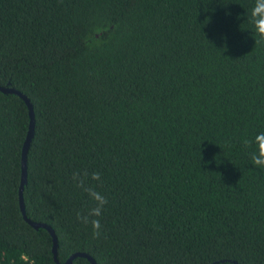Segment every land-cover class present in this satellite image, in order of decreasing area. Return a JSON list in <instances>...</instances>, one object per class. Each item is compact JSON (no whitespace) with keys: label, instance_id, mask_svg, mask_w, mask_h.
I'll return each mask as SVG.
<instances>
[{"label":"trees","instance_id":"16d2710c","mask_svg":"<svg viewBox=\"0 0 264 264\" xmlns=\"http://www.w3.org/2000/svg\"><path fill=\"white\" fill-rule=\"evenodd\" d=\"M253 4L0 0V85L35 118L25 214L58 263L264 264V169L243 145L264 132ZM28 125L0 92V264H56L19 209ZM83 172L108 201L99 239L76 218L94 207Z\"/></svg>","mask_w":264,"mask_h":264},{"label":"clouds","instance_id":"9594fccd","mask_svg":"<svg viewBox=\"0 0 264 264\" xmlns=\"http://www.w3.org/2000/svg\"><path fill=\"white\" fill-rule=\"evenodd\" d=\"M250 23L253 30L252 38L255 45L264 46V0H254L250 11ZM222 39H225L222 37ZM245 148H251L250 160L253 166L264 169V132L257 134L254 139L243 141ZM100 173L88 172L74 173L72 180L76 187L82 189L93 202L94 207L90 208L86 214L77 213V220L83 224L90 225L93 239L102 236V226L99 217L102 215L107 198L92 186L90 182L100 181ZM21 264H36L35 259L27 254L19 257Z\"/></svg>","mask_w":264,"mask_h":264},{"label":"water","instance_id":"95a60500","mask_svg":"<svg viewBox=\"0 0 264 264\" xmlns=\"http://www.w3.org/2000/svg\"><path fill=\"white\" fill-rule=\"evenodd\" d=\"M0 92L5 93V94H15V95L19 96L25 102V104L28 108V116H29L28 132H27L26 139L24 141V144L22 147V153H21V176H20V185H19V190H18L19 209H20V212L22 214L24 221L28 225H30L33 229L38 230V229L42 228V229H45L46 231H48V233L50 234V236L52 238V242H53L52 252H53L54 261L56 262V264H60L57 262V259H56L57 238H56V235L54 234L53 230L45 224L32 222L31 220H29L27 218V216L25 214L23 191H24V187L26 184V180H27V153H28V150H29V147H30L33 135H34V124H35L34 111H33L32 104L30 103L29 99L25 95H23L21 92L15 90L13 88L4 87V86L0 85ZM79 257L85 258L90 264H97L92 257H90L89 255H87L85 253H75V254L71 255L69 257V259L62 264H72L73 260L76 258H79Z\"/></svg>","mask_w":264,"mask_h":264}]
</instances>
